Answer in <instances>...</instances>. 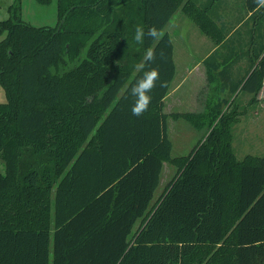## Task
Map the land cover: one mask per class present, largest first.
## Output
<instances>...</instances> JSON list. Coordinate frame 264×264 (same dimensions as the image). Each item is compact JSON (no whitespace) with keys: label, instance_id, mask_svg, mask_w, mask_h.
<instances>
[{"label":"trees","instance_id":"16d2710c","mask_svg":"<svg viewBox=\"0 0 264 264\" xmlns=\"http://www.w3.org/2000/svg\"><path fill=\"white\" fill-rule=\"evenodd\" d=\"M183 2L57 0L55 26L25 22L20 0L9 5L0 21V264H264V152L238 159L232 146L238 97L256 101L264 80V8L242 0L247 20L225 39L214 0L200 4L212 21ZM182 4L219 47L246 48L205 58L206 108L169 116L198 129L217 122L172 156L163 107L176 66L163 29ZM137 25L162 38L137 44ZM149 47L148 67L167 87L157 82L135 117L127 88ZM241 55L247 68L234 79L230 58ZM214 75L223 96L213 102ZM165 162L174 174L152 202Z\"/></svg>","mask_w":264,"mask_h":264},{"label":"rangeland","instance_id":"374dc122","mask_svg":"<svg viewBox=\"0 0 264 264\" xmlns=\"http://www.w3.org/2000/svg\"><path fill=\"white\" fill-rule=\"evenodd\" d=\"M187 0H184L185 3ZM206 0H190L194 5V9L202 11L206 19H210L211 15L201 8L202 3ZM242 0H214L212 8H219L222 10L230 9L229 12H236ZM14 0H0V21L9 17L8 7ZM183 4L173 14L164 31L169 32L174 45V60L176 62V76L172 82L170 89L171 94L166 99L163 110L166 114L177 112H201L206 108V92L204 75L207 76L210 71L203 65L202 58L207 54L209 49L215 44L212 37L207 35L202 29L199 22L193 19L182 8ZM21 17L22 19L34 26H55L59 21L57 0H47L41 2L39 0H20ZM214 21L218 27H221V32L224 34V29L227 31L225 39H229L236 32L242 29V26L233 27L232 14L221 15V18L214 16ZM199 19V18H198ZM222 20V21H220ZM217 21V22H216ZM217 36L220 37V34ZM244 35V33H243ZM3 35H0V39ZM224 39V38H223ZM222 39V40H223ZM244 40V39H243ZM190 60L192 61L191 63ZM196 66V68L194 67ZM194 68L191 75H185L187 71ZM263 85V82H262ZM212 91L216 101L217 97L223 95L218 91V80L213 76ZM215 87V90H214ZM262 88V86H261ZM260 88V89H261ZM261 94V90L257 95ZM227 95V94H226ZM249 95V94H248ZM228 97V95H227ZM247 97V96H246ZM230 98V96H229ZM232 98V96H231ZM248 99V97H247ZM245 99V100H247ZM264 98L262 100L250 102L252 104L248 112L239 118L240 120L232 124V146L234 153L238 159H241L247 154L260 155L264 152ZM6 97L3 88L0 86V102H5ZM263 104V105H262ZM225 108L221 110L220 115ZM250 115H247L249 114ZM168 135L172 142L171 155H186L198 142L201 143L216 124V120L208 128H195L190 122L183 118L168 117ZM174 167L165 162L160 176V182L155 189L152 202L155 201L160 193L164 190L169 179L174 174ZM5 172V167L0 159V173Z\"/></svg>","mask_w":264,"mask_h":264},{"label":"clouds","instance_id":"9594fccd","mask_svg":"<svg viewBox=\"0 0 264 264\" xmlns=\"http://www.w3.org/2000/svg\"><path fill=\"white\" fill-rule=\"evenodd\" d=\"M253 2L257 8H264V0H253ZM161 38L162 33L156 26L149 27L147 30L143 26H135L133 39L137 44H143L146 39L158 41ZM155 60L156 52L149 47L145 50L143 62L134 66L137 72H142V75L127 88V95L133 98L130 111L135 117H141L148 111L152 102L150 93L157 87V82L159 87H167V81L161 80L159 69L148 67Z\"/></svg>","mask_w":264,"mask_h":264},{"label":"crops","instance_id":"0c3cea01","mask_svg":"<svg viewBox=\"0 0 264 264\" xmlns=\"http://www.w3.org/2000/svg\"><path fill=\"white\" fill-rule=\"evenodd\" d=\"M220 10L221 9H219V8H217V9L213 8L212 13L216 16V18H221V15H223V16L227 15V17H228V16H230V14H232V20H234V21H233V24L231 26L233 27V29H234V27H237V26L241 27L243 25L244 21H246L247 17H248V13H246L243 9H241L240 6L236 10V12H234V11L229 12L230 9H226V10H222V13H221ZM220 21H222V20H220ZM248 27H249V25L243 26L244 35H242V37H240V39H246L247 38L248 34H246V32H247ZM245 48L246 47H244V46H235V45L222 46V47L221 46L220 47L219 46H213V48L209 49L207 54L202 58L201 62H203V65L205 66V64H204L205 58L215 50L218 51V54H219L217 57V60L221 61L223 59L224 55L231 54V53H242V51H244ZM230 61L232 62L231 72H232L233 78L234 79L240 78L244 74V72L247 68L248 58L246 56H243V55H241L240 57L232 56L230 58ZM191 62L192 61L190 60V62H188V63H191ZM175 66H176V62H175ZM194 67L196 68V66H194ZM176 71H177V67H176L175 75H174L172 82L175 79ZM192 71H194V68H191L190 70H188L187 74L185 75L184 78L186 79L187 75H191ZM216 79L218 80L219 77L216 76ZM204 80H205L204 85L206 86L207 85V76H205V75H204ZM172 82H171L170 89L172 87ZM218 85H219V80H218ZM170 89H169L168 94L166 95V97L164 99V105H165L166 99L171 94ZM260 90H261V94L257 95L256 98L262 100L264 98V80H263L262 88ZM246 96L248 97V99ZM250 98H251L250 94L249 95L248 94H240L239 95L238 101L240 103V106L244 108L243 109L244 113L240 116V118H242V116L248 112V109L252 105L249 103ZM245 99H247V100H245ZM261 103H264V100ZM247 115H250V113Z\"/></svg>","mask_w":264,"mask_h":264}]
</instances>
